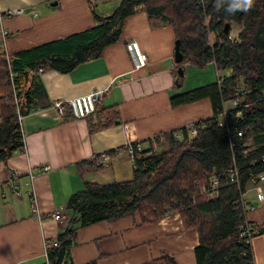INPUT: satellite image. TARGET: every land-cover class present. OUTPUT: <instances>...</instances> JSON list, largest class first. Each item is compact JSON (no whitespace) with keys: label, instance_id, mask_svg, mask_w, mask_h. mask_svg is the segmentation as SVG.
<instances>
[{"label":"trees","instance_id":"16d2710c","mask_svg":"<svg viewBox=\"0 0 264 264\" xmlns=\"http://www.w3.org/2000/svg\"><path fill=\"white\" fill-rule=\"evenodd\" d=\"M214 3L120 0L109 15L94 13L95 22L84 29L14 53L0 50V161L25 150L18 111L26 115L51 104L41 71L69 72L83 61L100 57L107 46L121 39L126 20L138 5H144L149 19L172 26L184 55L181 64L202 67L213 61L218 72V80L171 96L173 106L209 99L213 113L195 121V131L184 125L163 132L159 148L137 152L132 178L106 184L85 182L69 195V225L47 241L46 260L41 264H74L77 231L87 224L136 214L143 223L176 211L185 227L198 231L195 264H254L252 245L238 237V225L247 214L241 191L264 171V0H254L251 10L235 15L217 11ZM226 22L230 23L227 32ZM233 27L239 28L235 34ZM177 77L180 83L183 76ZM231 99H239L237 109ZM224 103L231 109L227 124L219 126L216 118ZM238 109L241 114L237 115ZM86 117L91 133L121 122L116 104L98 106L96 102ZM233 157L241 170L239 185L229 180ZM101 166L99 155L77 162L81 173ZM213 175L220 185L216 195H209L203 186ZM258 233L264 235V223H257ZM141 264L180 263L175 254L163 252Z\"/></svg>","mask_w":264,"mask_h":264},{"label":"crops","instance_id":"0c3cea01","mask_svg":"<svg viewBox=\"0 0 264 264\" xmlns=\"http://www.w3.org/2000/svg\"><path fill=\"white\" fill-rule=\"evenodd\" d=\"M119 1L0 0V21L8 30L1 50L14 53L84 29L95 22L94 13L109 15ZM20 6L23 13L6 15ZM132 38L148 56L147 65L137 69L126 47ZM1 39L0 33V43ZM175 40L172 26L149 19L141 4L127 18L121 39L107 46L100 57L83 61L69 72L41 71L51 104L24 116L25 150L0 161V192H5L0 197V264L43 263L47 241L69 225L71 214L66 204L71 193L83 188L85 182L130 179L122 176L129 164L132 170L134 167L125 147L124 123H132L134 137L145 141L212 115L209 99L171 104V96L218 80L213 61L202 67L177 63ZM177 75L183 76L180 83ZM95 88L104 90L96 101L98 106L116 104L121 122L91 133L87 117L60 116L53 106L56 100L67 101ZM105 153L109 159L101 167L79 172L78 161ZM29 172L34 174L32 180ZM13 174L18 185L11 179ZM16 188L22 192L20 197L14 194ZM27 191L36 194L37 210ZM250 199L255 208L247 217L264 223V203L257 202L255 195ZM55 210H61L58 219L53 217ZM198 244V231L185 227L178 211L143 223L136 214L80 227L72 260L74 264H141L168 252L175 254L180 264H195ZM252 247L255 264H264L263 234L254 236Z\"/></svg>","mask_w":264,"mask_h":264},{"label":"built area","instance_id":"2783aa9c","mask_svg":"<svg viewBox=\"0 0 264 264\" xmlns=\"http://www.w3.org/2000/svg\"><path fill=\"white\" fill-rule=\"evenodd\" d=\"M24 8L23 7H15L13 9H9L6 12V15H13V14H20L23 13ZM3 18V16H1ZM0 33L2 36L1 43H0V50L6 45L7 43V34L8 30L5 28L3 25L2 21H0ZM126 47L129 53L131 54L134 67L135 68H141L144 65L147 64L148 62V56L147 53L143 50V48L140 45V42L132 38L126 42ZM219 79V78H218ZM104 90L102 88H95L91 90L90 92L80 94L74 97L69 98L67 101L64 99H59L54 101L53 106L57 108L58 114L60 116H68L71 114V116L75 118H85L88 116L90 113H92L95 108H96V101L103 95ZM231 106L235 107L237 109V105L239 103V99H231ZM231 109V107H229ZM224 103L222 109L219 110L216 121L219 126H225L227 124V118L226 116L229 114L230 109H229ZM236 114H241V110H237ZM24 114H22L20 111H18V121L21 125V130H23V119H24ZM199 120V119H198ZM195 120V121H198ZM195 121H192L191 123L187 124V129L190 131H195L196 129V124ZM126 135H127V141L125 143V147L130 154V157L132 159L133 165H134V160L135 157L138 155L137 152L145 150L147 147H151L152 149H157L159 146L158 139L161 141L164 139L162 133L155 134L148 138L147 140H138L134 136L133 132V125L130 123H125L124 124ZM175 136L178 138H181L182 134L180 131L175 132ZM150 139V146L149 143L145 144V142H148ZM249 142L246 143V148L244 152H249L250 147L248 146ZM150 148V149H151ZM234 158V162L232 167L229 170V180L231 182L235 183H240V167L238 166V163L236 162V158ZM109 159V153H105L100 156V161L101 163L106 162ZM262 160H264V155L262 156ZM48 168V167H46ZM29 177L32 180L34 178V174L32 172H29ZM11 179L14 181L15 184H19L17 176L13 174ZM263 182H264V171L258 172L255 176H253L250 186L248 185L246 189L241 191L240 198H241V203L244 205L246 208V213H248L250 210H253L255 208V203L251 201L250 196L248 198L247 196V191L251 190L252 188L255 189V197L257 202L259 203H264V187H263ZM219 179L217 176H212L209 179V182L203 186V191L208 193L209 195H216L218 193L219 189ZM15 196L20 197L22 195V192L20 189L16 188L15 189ZM27 194L31 197H33L32 201V207L33 209L37 210V202H36V194L33 193L32 191H27ZM5 192L2 191L0 192V197H4ZM38 215L40 217V213L38 212ZM53 217L55 219H58L61 217V210H55L53 212ZM257 221L251 220L247 217L243 222H241L238 225V237L242 239L243 241L249 243L252 245L253 238L255 236V232L257 231ZM54 244H56V241H53ZM253 250V247H252ZM47 254L46 248H45V255ZM254 255V264H255V254L253 251Z\"/></svg>","mask_w":264,"mask_h":264},{"label":"clouds","instance_id":"9594fccd","mask_svg":"<svg viewBox=\"0 0 264 264\" xmlns=\"http://www.w3.org/2000/svg\"><path fill=\"white\" fill-rule=\"evenodd\" d=\"M254 5V0H215L214 7L217 11H224L228 15L238 12H248Z\"/></svg>","mask_w":264,"mask_h":264},{"label":"rangeland","instance_id":"374dc122","mask_svg":"<svg viewBox=\"0 0 264 264\" xmlns=\"http://www.w3.org/2000/svg\"><path fill=\"white\" fill-rule=\"evenodd\" d=\"M20 7H22V6H20ZM239 30V28L238 27H233V34H235V33H237L236 31H238ZM235 32V33H234ZM147 65V64H146ZM145 66V65H144ZM213 68H214V66H212ZM137 69V68H136ZM214 71H215V69H214ZM216 77H217V75L215 74V79H216ZM126 123H129V122H126ZM125 124V123H124ZM124 124H123V126H124ZM130 124H132V123H130ZM124 130H125V127H124ZM125 133H126V131H125ZM158 148H159V146H158ZM130 155V154H129ZM131 161H132V159H131ZM103 164V163H102ZM47 167H49V165H47ZM132 175H133V170H132V164H129L128 166H127V168H125V169H123V177H125V178H131L132 177ZM249 186H250V184H249ZM263 187H264V182H263ZM255 194V189L254 188H252L251 190H249V191H247V196H248V198H249V196H253ZM264 202V201H263ZM54 241V240H53Z\"/></svg>","mask_w":264,"mask_h":264},{"label":"water","instance_id":"95a60500","mask_svg":"<svg viewBox=\"0 0 264 264\" xmlns=\"http://www.w3.org/2000/svg\"><path fill=\"white\" fill-rule=\"evenodd\" d=\"M229 27H230V23L226 22L225 27H224V31L227 32L229 30ZM174 58H175V61L177 63H180L184 58L183 52L181 51V48H180V39L179 38H176V40H175Z\"/></svg>","mask_w":264,"mask_h":264}]
</instances>
